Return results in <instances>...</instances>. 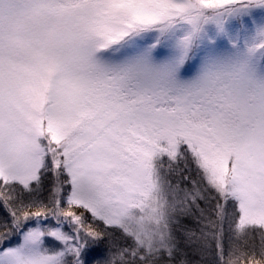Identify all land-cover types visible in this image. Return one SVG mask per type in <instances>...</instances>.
Wrapping results in <instances>:
<instances>
[{"label": "snow or ice", "instance_id": "6c2138e0", "mask_svg": "<svg viewBox=\"0 0 264 264\" xmlns=\"http://www.w3.org/2000/svg\"><path fill=\"white\" fill-rule=\"evenodd\" d=\"M0 264H264V0H0Z\"/></svg>", "mask_w": 264, "mask_h": 264}]
</instances>
